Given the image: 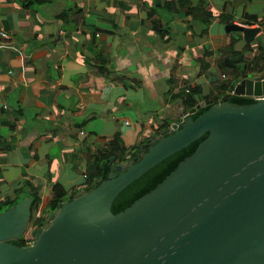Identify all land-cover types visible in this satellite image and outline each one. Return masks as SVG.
<instances>
[{"label": "crops", "instance_id": "obj_1", "mask_svg": "<svg viewBox=\"0 0 264 264\" xmlns=\"http://www.w3.org/2000/svg\"><path fill=\"white\" fill-rule=\"evenodd\" d=\"M0 30V210L31 196L33 218L53 184H88L92 152L123 162L189 112L180 89L205 104L234 52L264 70V0H0Z\"/></svg>", "mask_w": 264, "mask_h": 264}, {"label": "water", "instance_id": "obj_2", "mask_svg": "<svg viewBox=\"0 0 264 264\" xmlns=\"http://www.w3.org/2000/svg\"><path fill=\"white\" fill-rule=\"evenodd\" d=\"M251 41L259 26L230 22ZM232 74L227 90L192 118L180 114L140 145V156L109 158L95 186L49 211L26 245L31 196L0 210V264H264V70ZM231 94L254 98L229 101ZM207 132L151 189L112 212L131 181Z\"/></svg>", "mask_w": 264, "mask_h": 264}, {"label": "trees", "instance_id": "obj_3", "mask_svg": "<svg viewBox=\"0 0 264 264\" xmlns=\"http://www.w3.org/2000/svg\"><path fill=\"white\" fill-rule=\"evenodd\" d=\"M41 0H29V2H36ZM236 58H230L229 61L232 63L241 62L242 55L238 52H234ZM225 70H230L232 68L225 66ZM233 74V73H232ZM232 74L230 73V80L232 78ZM225 73L221 74V77H224ZM230 80H222L219 83H217V88L219 89L217 94L211 93V96L206 100L205 104L199 106L195 111L192 113H189L192 118L196 117L200 112L208 108L211 104H213L216 101H219L220 96L226 92L227 86L230 82ZM196 92V89L189 90L188 88L180 89L179 95H183L182 101L183 104L187 108L193 107L195 105V99H194V93ZM229 101L237 102V103H247L254 100L252 97L237 95V94H231L228 98ZM207 132L202 134L200 137L194 139L186 146L174 151L170 155L166 156L156 164H154L152 167H150L148 170H146L144 173H142L139 177L131 181L128 185H126L113 199L111 203V211L117 212L121 209H123L125 206L129 205L135 198L143 194L144 192L151 189L156 183L161 181V179L170 171L172 170L177 162L181 160L184 156L191 153L196 145L201 141L205 136ZM113 155L114 158L117 157L114 149H109L105 151H98L97 153H91L92 162L94 165V170L89 171V182L84 187L86 190L90 189L91 187L95 186L101 179H104L109 171V158ZM135 155L140 156V152L136 153ZM130 159V158H129ZM73 194H70L68 196L64 195V192L60 191V188L57 186V184H53L52 186V197L49 199L48 202V208L49 211L54 210L62 200L71 198ZM34 203V200L32 199L31 202V215L28 222V227L26 230L15 239H12V241L15 244L18 245H26L33 239V230L39 226H41L44 222V218L39 215L35 219H33L34 209L32 208V205Z\"/></svg>", "mask_w": 264, "mask_h": 264}, {"label": "built area", "instance_id": "obj_4", "mask_svg": "<svg viewBox=\"0 0 264 264\" xmlns=\"http://www.w3.org/2000/svg\"><path fill=\"white\" fill-rule=\"evenodd\" d=\"M0 36H6V33L4 31L0 30ZM262 53L264 55V43L262 44ZM186 113H189V112H186Z\"/></svg>", "mask_w": 264, "mask_h": 264}, {"label": "rangeland", "instance_id": "obj_5", "mask_svg": "<svg viewBox=\"0 0 264 264\" xmlns=\"http://www.w3.org/2000/svg\"><path fill=\"white\" fill-rule=\"evenodd\" d=\"M67 196H68V195H67ZM23 197H24V196H23ZM23 197H22V198H23ZM22 198H21V199H22ZM21 199H20V200H21ZM18 201H19V200H18ZM6 207H7V206H6ZM6 207H5V208H3L2 210L6 209ZM2 210H1V211H2Z\"/></svg>", "mask_w": 264, "mask_h": 264}, {"label": "clouds", "instance_id": "obj_6", "mask_svg": "<svg viewBox=\"0 0 264 264\" xmlns=\"http://www.w3.org/2000/svg\"><path fill=\"white\" fill-rule=\"evenodd\" d=\"M36 218V217H35ZM35 218H33V219H35Z\"/></svg>", "mask_w": 264, "mask_h": 264}]
</instances>
